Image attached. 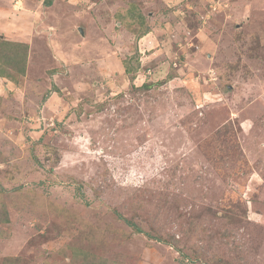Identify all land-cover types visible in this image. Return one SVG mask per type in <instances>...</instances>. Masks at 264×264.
Listing matches in <instances>:
<instances>
[{"label": "rangeland", "instance_id": "obj_1", "mask_svg": "<svg viewBox=\"0 0 264 264\" xmlns=\"http://www.w3.org/2000/svg\"><path fill=\"white\" fill-rule=\"evenodd\" d=\"M0 26L28 46L0 264H264V0H0Z\"/></svg>", "mask_w": 264, "mask_h": 264}, {"label": "trees", "instance_id": "obj_2", "mask_svg": "<svg viewBox=\"0 0 264 264\" xmlns=\"http://www.w3.org/2000/svg\"><path fill=\"white\" fill-rule=\"evenodd\" d=\"M0 49L3 50L2 52H0V77L6 78L14 82L13 77L11 76L12 71L17 73L19 76H23L25 73L24 63H26L25 58L27 55L28 46L26 44H20V43L11 42V41L0 40ZM17 50H20L22 54L18 55L16 52ZM123 66H124V72L126 73L133 72L132 68H128L125 65V63L123 64ZM55 91L58 92V90H55ZM127 223L131 227L133 232H137V233L141 232V230L136 225H134L132 222H127ZM152 238L156 240L157 243H162L167 246L170 244V242L162 236L157 237L153 235Z\"/></svg>", "mask_w": 264, "mask_h": 264}, {"label": "crops", "instance_id": "obj_3", "mask_svg": "<svg viewBox=\"0 0 264 264\" xmlns=\"http://www.w3.org/2000/svg\"><path fill=\"white\" fill-rule=\"evenodd\" d=\"M35 18H36V17H35ZM0 29H1V30H3V31H4V33H5V31H7V30H8V29H7L5 26H0ZM16 38H17V37H16ZM17 41L19 42V41H20V39H19V40H17ZM1 80H3V83H2V84H5V83H4V82H5V81H4V79H0V81H1ZM51 99H52V98H51Z\"/></svg>", "mask_w": 264, "mask_h": 264}]
</instances>
